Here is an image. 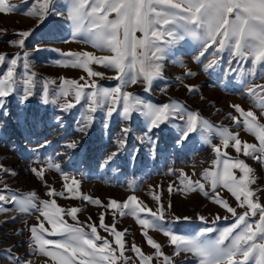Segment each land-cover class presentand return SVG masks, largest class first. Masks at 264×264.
<instances>
[{
    "label": "rangeland",
    "instance_id": "374dc122",
    "mask_svg": "<svg viewBox=\"0 0 264 264\" xmlns=\"http://www.w3.org/2000/svg\"><path fill=\"white\" fill-rule=\"evenodd\" d=\"M8 2L16 5L18 10L0 13V53H7L11 57L20 52L22 57L23 51H27L30 71L36 73V84L27 100L22 102L24 92L20 86L5 99L4 105H0V164L11 169L10 173L0 172V190L7 185V190L0 194L24 196L35 192L39 200L55 199L61 208L78 207L81 211L77 216L82 225L95 223L98 226L100 215L104 213L106 224L112 225L115 221L117 230H127L125 255L131 257L129 264H140L139 258L131 251L133 244L139 246L146 255L155 252L141 234L142 226L131 215L121 216L118 210H106L101 205L84 201L83 195L99 198L103 205L108 204L110 199L122 204L129 196H136L142 207L146 206L152 211H157L162 205L166 221L174 217H190L187 221L181 220L172 225L183 235H195L203 227L223 228L234 222L231 213L201 191L188 190L186 185L189 181L184 180L181 173L191 181L199 180L205 184V190L211 193L210 185L201 174L205 169L213 168L212 161L216 155L212 146H220L221 151H226L230 156L237 155L230 146L226 149L223 147L220 129L226 127L233 133H239L243 141L258 143L254 136L244 131L242 124L237 127L231 116L239 118V113L232 105H240L245 111L252 110L264 123L261 109L247 92L250 86L264 85V72L241 79L240 71H230L239 66L235 62L229 64L226 53L220 56V63L206 71L205 65L214 58L215 50L210 49L201 58L202 62H197L194 57L199 55L201 48L191 39L171 48L163 61L162 76L155 80L151 91L146 92L142 82L129 85L125 90L157 106L176 100L184 106L185 114L188 111L195 112L210 122L206 128L198 126L197 131L180 144L177 141L184 122L179 119L170 120L149 131L147 119L139 112L133 113L127 121L119 115V111L111 117L106 115V109L89 113L87 102L82 99L80 103H75L74 95L68 97L74 107L62 110L59 103L53 102L55 94L60 91L61 77L84 83L80 77L87 78V73L79 68L58 65L56 61L62 60V54L69 51H89L96 55L108 53L94 49L80 39H72L71 25L66 18L67 0H57L58 7L65 11L64 16L49 14L39 24L36 17L26 14L36 0ZM30 29L33 31L24 49L9 44V41L20 38L17 32ZM136 35L141 34L137 32ZM249 66L250 62L244 68ZM91 67L104 73L103 78H95L98 83L108 88L116 86L118 81L109 78L115 75L114 71L95 64ZM6 68L7 64L0 65V75ZM189 70L196 74L185 75ZM17 71L19 74L25 71L22 63ZM45 81H53L48 85L50 95L47 104L43 102ZM187 85L195 86L196 91L190 92ZM86 115L93 117L92 123L85 131H81ZM123 128L129 129L126 135L122 134ZM120 140L125 141L123 147L119 144ZM72 142L76 143L75 148L67 146ZM113 152L118 154L112 161L105 163ZM240 158L245 159L255 171L257 181L252 187L264 189V167L242 153ZM49 162L59 165L60 170L49 169ZM33 168H44L43 177H37L32 172ZM234 171L239 176V171ZM73 178L79 184L71 185L73 194H69L64 185L71 184ZM49 187L55 192H64V196L49 197L46 195ZM216 191L238 213L245 211L226 189L218 187ZM258 195L260 202L264 203V191ZM157 196L159 201L155 199ZM0 207L3 208L0 210V264H53L50 257L29 248L30 228L38 223L37 217L43 220L40 212L36 209L23 212L12 203H0ZM113 211H116L115 216ZM198 215L205 217L207 222L198 219ZM217 216L220 219L212 223ZM141 218H144V214H141ZM64 219L70 224L75 223L66 215ZM253 219H259V216ZM45 227L50 230L51 226L45 222ZM98 232L111 239L102 228L98 227ZM148 233L162 246L164 254L173 257V264H189L194 259L191 253L181 252L174 256L175 246L169 243V238L161 231L149 229ZM208 235L214 238L217 233ZM45 236L48 239L59 238ZM7 249L12 250L11 257L14 259L10 258ZM150 264L158 262L153 259ZM159 264H164L162 257Z\"/></svg>",
    "mask_w": 264,
    "mask_h": 264
},
{
    "label": "snow or ice",
    "instance_id": "6c2138e0",
    "mask_svg": "<svg viewBox=\"0 0 264 264\" xmlns=\"http://www.w3.org/2000/svg\"><path fill=\"white\" fill-rule=\"evenodd\" d=\"M65 7L72 39H80L94 49L108 54L69 51L62 54V60L56 61L58 65L79 68L87 73V78L80 77L84 83L61 77L60 91L55 94L53 102L59 103L64 111L74 107V103L68 99L70 95H74L75 103H80L82 99L87 102L89 113L106 109V115L111 117L114 112L119 111V115L127 121L133 113L139 112L147 119L149 131L170 120L179 119L184 122V126L180 129L182 134L177 143L182 144L190 138V134L197 131L198 126L206 128L210 126V122L200 118L195 112L188 111L185 114L184 106L176 100L157 106L146 103L125 90L129 85L142 82L145 91H151L155 80L162 76L163 61L171 48L191 39L201 48L199 55L194 57L197 62H202L201 58L210 49L215 50L214 58L205 65L206 71L220 63V56L226 53L228 63L235 62L239 66L230 71H240L241 79L264 72V0H67ZM17 10V6L8 0H0V13ZM26 14L36 17L39 24L49 14L64 16L65 11L58 7L57 0H36ZM32 31L17 32L16 35L20 38L9 41V44L24 49ZM137 32L141 35L137 36ZM248 62L250 66L245 69L244 65ZM21 63L25 70L23 74L17 71ZM3 64H7V68L0 75V105H4L5 99L20 86L24 92L22 102L27 100L33 94L32 88L36 84V73L30 71L29 53L23 51L22 57L20 52L11 57L7 53H0V65ZM94 64L114 71L115 75L109 78L118 81L115 87L108 88L98 83L95 78H103L104 73L95 71L91 67ZM195 74L190 70L185 73L187 76ZM50 83L53 81H45L44 84L45 104L49 103ZM186 87L190 92L196 91L193 85ZM247 92L264 116V85L250 86ZM232 107L239 113V118L230 114L234 124L237 127L242 124L244 131L254 136L258 143L243 141L239 138V133H233L226 127L220 129L223 147L226 149L230 146L237 155L230 156L226 151L222 152L220 146H212L216 155V159L212 161L213 168L205 169L201 174L210 185L211 193L205 190V184L199 180L191 181L181 173L184 180L189 181L186 185L188 190L198 189L231 213L235 219L230 225L218 229L203 227L195 235H183L172 225L181 220L187 221L190 217H174L166 221L162 205L157 211H152L146 206L142 207L136 196H129L122 204L110 199L106 205L99 198L82 196L84 201L91 204L101 205L106 210H118L121 216L131 215L137 219L142 226L141 234L155 250L153 255H146L139 246L133 244L131 251L139 258L140 264H150L153 259L159 264L160 257L164 264H173V257L161 251L162 246L149 235V229L161 231L169 238V243L175 246L174 256L181 252L191 253L194 259L189 264H264V203L260 202L258 195L264 189L252 187L257 181L255 171L245 159L240 158L242 153L244 157L251 158L264 167V123L260 122L252 110L245 111L240 105ZM92 119L91 115H86L80 130L85 131ZM128 131V128H123L122 134L126 135ZM124 143V140L119 141L121 147ZM67 146L75 148L77 145L72 142ZM117 154H110L105 163L112 161ZM47 167L60 170L59 165L51 162ZM234 170L239 171V176ZM0 172L10 173L11 169L0 164ZM32 172L42 178L45 169L33 168ZM65 179L67 180L66 174ZM78 184L79 181L73 178L71 184L65 183L64 188L69 194H73L71 185ZM218 187L226 189L245 211L238 213L231 207L216 191ZM6 190L7 185L0 192ZM46 195L63 197L64 192H55L49 187ZM155 199L159 201L158 196ZM0 203H12L23 212L31 209L40 212L43 220L37 217L38 223L31 226L29 248L50 257L53 264H129L131 260V257L125 255L127 230H117L115 221L112 225L106 224L104 213L100 215L98 226L95 223L82 225L77 216L80 208H61L55 199L39 200L35 192L24 196L15 193L10 196L0 194ZM0 210L3 208L0 207ZM141 214H144V218H141ZM65 215L75 223H68L64 219ZM113 215H116V211H113ZM257 215L259 219H253ZM197 218L207 222L203 216L198 215ZM218 219L219 216L212 223ZM45 222L51 226L50 230L45 227ZM98 227L108 233L111 239L101 236ZM213 232L217 235L209 238L208 234ZM45 234L59 238L48 239ZM7 252L14 259L11 257L12 250L7 249Z\"/></svg>",
    "mask_w": 264,
    "mask_h": 264
}]
</instances>
